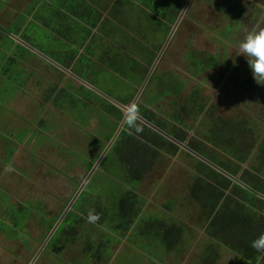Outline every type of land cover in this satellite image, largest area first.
<instances>
[{"label": "trees", "instance_id": "16d2710c", "mask_svg": "<svg viewBox=\"0 0 264 264\" xmlns=\"http://www.w3.org/2000/svg\"><path fill=\"white\" fill-rule=\"evenodd\" d=\"M42 1L46 4L45 11L50 13L49 16L44 17L36 9ZM186 1L31 0L28 9L19 15L18 20L21 23H16L15 29L11 31L45 57L95 86L122 106L130 107ZM217 8L225 14L224 16L230 18L221 36L227 33L230 37L240 32L244 15L236 17L234 13H243L241 1L221 0ZM126 10L133 16L127 17ZM23 14L27 17L23 18ZM141 20L152 29L150 38H142L138 28H133L135 22L140 23ZM32 22L47 30L49 36L57 42L51 41L52 44L48 46L40 44L38 36L29 33V25ZM110 23L119 27L120 32L109 31ZM127 35L133 38V43L144 49L148 56L137 57L125 42V38L129 39ZM11 40L12 47L2 56L0 72H7L8 79L15 83L16 89L27 91V95L31 93L32 81L42 89V101L38 105L35 119L38 122L36 126L32 123L33 130L41 131L43 136L49 131L60 130V135L55 136L58 139L47 134L46 143L53 144L57 140L62 142L66 150L64 154L69 158L68 169L71 170L74 165L80 164L89 173L124 119L126 110L69 76L43 55L36 54L13 37ZM184 57L187 61L186 79L169 71L152 72L140 99L133 107L134 114L128 115L119 135L93 173L122 179V182H119L121 185L107 183L102 189L101 185L97 184V177L92 176V181L85 184L49 240L47 248L52 249V258L59 255L61 258L58 257V260L65 264L64 259L69 254L76 255L68 258L70 264H103L113 254L115 243L126 240L133 247L148 245L149 249L153 248L157 253L153 255L156 257L151 264H163V258L158 251H179L183 231L188 227L178 225L176 204H179V201L176 202V199L180 197L169 198L154 221L151 220V214H146L144 203L148 200L139 190L144 176L163 164L166 157L184 155L191 160L189 169L193 176L188 196L181 198L186 204L181 206L189 208L188 200H193L199 218L203 221L205 234L234 251L240 259V264H264V252H258L251 247V242L264 233V199L258 196V193L264 194V159L262 165L257 159V165L252 166L249 164L252 158L249 150L232 142L234 137L245 136L247 133L242 135V132L247 127L249 129L251 123L243 120L226 124L219 119L214 124L215 128L213 125L208 138L190 136L188 132L193 126L189 120L202 124L203 115L208 111L212 112L211 102L209 99L202 100L199 95L204 77L197 81L188 95H183V91L189 80L217 68L222 63V58L217 54L194 49L187 50ZM33 59L44 61L56 75L41 72L33 67ZM101 70L126 81L127 84L122 86L124 89L120 93L114 90L104 91L101 86L103 80L98 75ZM37 75L43 76L46 83L36 79ZM55 76L57 79L54 80ZM206 77L216 76L210 74ZM9 80L0 78L1 83H9ZM239 80L245 82L244 86L248 84L249 90L252 88L258 92L262 88L252 83V77H232L234 85H238ZM67 85L69 89H65ZM163 99L166 101L163 102ZM140 100L142 102H139ZM61 102L68 104L64 106ZM82 104H86V109L81 113L78 109L79 115L70 110L72 107L79 108ZM166 105L168 110L163 108ZM68 116L73 120H69ZM138 117L151 122L234 176L240 172L242 165H246L239 179L247 186H242L182 149ZM62 119L68 120L66 124L70 127L63 126ZM84 125L91 127L83 131ZM136 126L142 131L137 133ZM252 129L253 127L250 130ZM235 133L238 135L233 137ZM69 136L71 140L66 142L64 137ZM76 136L78 140L74 141L73 137ZM221 138H224L223 143ZM7 140L9 138L0 130L1 147L5 146ZM212 147H216L229 158L222 157V154L216 153ZM263 154L264 138H261L258 158ZM123 174L126 176H122ZM81 184L78 182L76 185ZM70 199L71 197L66 204ZM35 200L40 202L37 206L39 210L35 208L27 211L25 204H17L14 201L12 203L20 205L16 212L22 216H18L20 220L26 223L30 214L37 212L41 216V226L47 237L65 207L58 215L48 216L47 206L43 201ZM89 212L99 216L95 223L87 221ZM144 213L146 216H143ZM21 226L24 227L25 223ZM0 230H4L2 226ZM57 241L58 243L54 244ZM130 259L133 260V257ZM209 264H214V260Z\"/></svg>", "mask_w": 264, "mask_h": 264}, {"label": "rangeland", "instance_id": "374dc122", "mask_svg": "<svg viewBox=\"0 0 264 264\" xmlns=\"http://www.w3.org/2000/svg\"><path fill=\"white\" fill-rule=\"evenodd\" d=\"M220 1L191 0L188 3L182 19L157 63L155 72L169 71L174 74H180L186 79L188 78V74L185 72L187 61L184 55L187 50L194 49L203 53L220 55L222 63L217 68L210 69L204 74L202 73L198 78L189 80L186 89L183 91V95H188L197 81L204 77L202 79L204 83L199 88V95L202 100L209 99L211 102L210 108L212 109V112L208 111L203 115L202 124L189 120L190 125L193 127L188 133L190 136L196 135L201 139H206L213 125L219 119L226 124L243 120L250 122V127H253L252 131L250 127L249 129L248 127L245 128L242 135L244 133L247 134L239 138L234 137L238 133L233 134L232 136L236 139L233 138L232 142L249 150L252 154L249 164L252 166L257 165L256 161L258 159L262 165L264 154L259 158L258 156L261 138H264V92L260 93L258 91L256 92L258 93L255 95L256 97L251 96L247 94L246 89H242L241 87L235 88L232 83V77L235 75L237 78L243 76L244 79L246 77H253L247 59L239 54L238 44L250 33L264 30V0H240L244 11L243 13L237 11L234 14L236 17L244 15L242 18L243 25L240 27V32L230 37L227 33L226 35H222L223 37L221 36V32H223L230 18L224 16L225 14L218 10L217 5ZM30 2L31 0H0V29L4 30H0V62L3 60L2 56L4 52L12 47L11 38L12 34L14 36L15 34L11 29H15L18 17L15 14L18 13V10L24 12L28 9ZM41 3L38 4L36 9L44 17L49 16L50 13L45 11L46 4L44 5L43 1ZM126 13L128 14L127 17L133 16L129 15L128 10H126ZM261 16H263V19L260 20ZM259 20L260 23L258 22ZM18 21L21 23L20 20ZM134 25L133 28H138L142 38H150L153 34L152 29H149L147 24L142 20L140 23L136 21ZM29 28H31L29 33L38 36L40 44L48 46L52 44L51 41L57 42L40 25L32 22ZM108 30L120 32L119 27L113 23H110ZM127 37L129 39L125 38V42L129 46L128 48L136 53L137 57L140 58V55L144 57L148 56L144 52V49L133 43V38L128 35ZM158 37L160 36L158 35ZM30 50L40 55L33 48H30ZM44 58L47 60L45 55ZM32 64L33 67L41 72H49L52 75H56L44 61L33 59ZM236 66L238 67L236 68ZM2 74L7 75L6 78L9 80L7 72L2 70L0 75ZM210 74H215L216 77H206ZM68 75L70 76L71 74ZM98 75L103 80L101 86L104 91L114 90L116 93H120L124 89L122 86L127 84L123 79L121 80L117 76L109 75L104 70L99 71ZM223 76L226 77L222 78ZM36 79L44 84L46 83V80H43L44 78L41 75H37ZM53 79H57V76ZM12 80H14V76H12ZM12 82L10 80L9 83L6 81L0 82V97L2 101H4V97H8L13 92ZM37 85V83L32 81L30 84L31 93L27 95V91L24 92L25 99L14 105L13 108L16 113H11L12 116L9 115L12 118L9 117V127L6 124H1L3 127H0V130L9 138L5 142L3 151L0 149V226L4 229L0 230V264H63L61 260H58V257H51V248L47 250L48 252H44L45 250L41 252L40 250L47 238L45 232L40 229L41 216L37 212L35 214L32 212L27 223L22 219L20 220L18 217L20 215L16 212L20 205L13 204L12 201L17 204L19 202L25 204L28 211L35 208L39 210L37 206L40 205V202H36L35 199H41L44 205L47 206L48 216L58 215L64 207L63 213L70 208L76 192L85 181L86 184L90 183L93 175V178L97 177V184L101 185L102 189H104L107 183L117 186L120 184L119 182H122V179L117 177H113L112 179L98 173L92 174L87 179L88 172L80 164L74 165L71 170L68 169L67 161L69 158L64 154L66 150L63 144H61L62 142L57 140L53 144L46 143L48 135H52L55 139H58L55 136H59L61 131L52 130L47 133L48 135L43 136L40 133L41 131L33 130L31 125L32 123L34 126L37 125L38 121H35L36 112L40 101H42V89L39 86L37 87ZM89 88L94 90L91 87ZM65 89H69V85ZM2 93H8V95L4 96ZM139 102L142 101L140 100ZM61 104L66 106L68 102H61ZM163 108L164 110H168L167 105ZM78 109L80 113L83 112L86 109V104H82L79 108H70L75 114H78ZM249 112H253V114ZM68 119L73 120L71 116H68ZM67 121H63V126L70 127V125L66 124ZM219 126L222 127V125ZM90 127L84 125L83 131L89 130ZM213 128H215V125ZM219 130L222 131L221 129ZM247 130H250V132H246ZM221 134H224V132H221ZM59 139L61 140V137ZM64 140L68 142L71 140V137H64ZM73 140L77 141L78 137H73ZM223 140L224 138H221L222 143ZM212 149L216 153L222 154L216 147H212ZM12 153H14L13 157ZM222 157H224V154ZM190 161L184 155L166 157L163 164L144 176V181L139 190L148 200L147 203H144L146 214H151V220L154 221L155 216L158 215L159 211L160 213L162 212L161 207L169 198L180 197L176 199V202L179 201V204H176V207H178L176 211L178 214L176 216L179 217L178 225H185L189 228L183 231V244L179 251L175 249L168 253H165L164 249H162V252L158 251L161 258H163V264H196V253L194 251L200 250L202 241L199 242V239L204 237L203 221L199 218L196 204L187 197L189 199V208L181 206L186 204L181 198L182 196H188L187 193L192 183L193 175L189 169ZM244 169H246V165H244ZM122 176L126 175L123 174ZM78 182L82 184L76 185ZM70 197V202L66 204ZM143 216H146L145 213ZM20 217L22 218V216ZM24 223L25 226H21ZM16 229L18 230L16 231ZM56 243L58 241L54 244ZM37 253L39 254L35 257ZM156 253L153 248L149 249L148 245H141L140 248L137 246L133 247L126 240H120L115 243L113 254L103 264H151L154 257H156L153 255ZM71 256L76 255L68 254L64 259L65 264H70L68 258ZM131 257H133L134 261L130 259ZM157 258H159L158 255ZM222 259V263L217 264H236L238 256L234 253L228 254L223 251Z\"/></svg>", "mask_w": 264, "mask_h": 264}, {"label": "water", "instance_id": "95a60500", "mask_svg": "<svg viewBox=\"0 0 264 264\" xmlns=\"http://www.w3.org/2000/svg\"><path fill=\"white\" fill-rule=\"evenodd\" d=\"M191 0H187L186 1V5L184 6V8L182 9V11L180 12L176 22L174 23L171 31L169 32L166 40L164 41L154 63L152 64L151 70L149 72V74L146 76L145 81L143 82V84L140 87V91L137 92V94L134 97V100L132 101L130 107H126V106H122L119 102H117L116 100H114L113 98H111L110 96H108L107 94L101 92L100 90L96 89L95 87H93L90 83L86 82L85 80H83L82 78L78 77L77 75L71 73L69 70H67L66 68L62 67L61 65L57 64L56 62L50 60L51 62H53L55 65H57L58 67H60L62 70H64L65 72H67L68 74H71L72 77H74L75 79L79 80L80 82H82L83 84L93 88L95 91H97L100 95H102L103 97L109 99L110 101L114 102L115 104H117L118 106H120L121 108H123L124 110H126V115L124 117V119L122 120V122L120 123L118 129L116 130L114 136L111 138L110 142L108 143V145L106 146V148L104 149L103 153L101 154L100 158L97 160V162L95 163V165L92 167V169L90 170V172L87 175V179L90 178V176L95 172V170L97 169L99 163L101 162V160L103 159V157L105 156L106 152L109 150V148L112 146V144L114 143L115 139L117 138V136L120 133V130L123 128V125L128 117V115H132L133 113V107L136 104V102L139 99V96L141 95L143 89L145 88L151 74L152 71H154L158 61L160 60L161 56L163 55L173 33L175 32L180 20L182 19L186 7L188 6V3ZM1 28V26H0ZM3 30V29H0ZM4 31V30H3ZM7 32V31H6ZM21 43H23L25 46L29 47V48H33L30 44H28L27 42L20 40ZM37 53L41 54L37 49L33 48ZM43 55V54H41ZM44 56V55H43ZM140 120H142L144 123H146L147 125H149L151 128H153L154 130H156L157 132L163 134L164 136H167L170 140H172L173 142L177 143L179 146H181L182 148L186 149L188 152H190L191 154H193L194 156H196L197 158H199L200 160L204 161L205 163H208L210 166H212L213 168H215L216 170H218L219 172L223 173L224 175L230 177L231 179H233L234 181L238 182L239 184H241L242 186L246 187L247 185L244 184L238 177L231 175L230 173H228L226 170L222 169L221 167L217 166L216 164L212 163L210 160L206 159L204 156H202L201 154L197 153L196 151H194L193 149L189 148L186 146L185 143H182L180 141H178L177 139L173 138L172 136L168 135L165 131L161 130L160 128H158L157 126H155L154 124H152L149 121H146L145 119H143L142 117H138ZM86 181L81 185V188H79V190L76 192L72 203L76 200V198L78 197V195L80 194V192L82 191L83 187L85 186ZM258 196L264 199V194L258 193ZM71 206V205H70ZM68 210H66L59 218L58 222L56 223V225L53 227V229L50 231L49 235L47 236L46 240H45V244H47V242L50 240V238L52 237L53 233L55 232V230L57 229L58 225L60 224V222L62 221L65 213Z\"/></svg>", "mask_w": 264, "mask_h": 264}, {"label": "crops", "instance_id": "0c3cea01", "mask_svg": "<svg viewBox=\"0 0 264 264\" xmlns=\"http://www.w3.org/2000/svg\"><path fill=\"white\" fill-rule=\"evenodd\" d=\"M21 14H22V10L21 11L18 10V13L15 14L16 17L18 16L17 20L19 19V15H21ZM23 15H24L23 18L27 17L25 14H23ZM263 16H264V14H263ZM263 16L260 17V20L263 19ZM17 20H16V23L19 24V21H17ZM260 20L258 21L259 23H260ZM12 37L18 41L22 40L18 36H16V34H15V36L12 34ZM0 78L4 79V78H6V76L3 77L2 75H0ZM252 81H253L252 83L254 85H257L258 87H262L261 89H259L260 93L262 91L264 92V89H263L264 85L257 84V82L254 81L253 77H252ZM244 83H245L244 81L239 80L238 85H234V87L235 88L236 87H241V88L243 87L244 89H246L249 92V94L251 96H255L256 94H258L252 88H251V90H249V85L247 84L246 86H244ZM11 85L13 86V92L10 93V95L8 97H4V101H0V123L4 122L8 127H9L8 121H9V117H10L9 115L12 116V114L16 113V111L13 108L14 105L17 104V102L25 99V93H24L25 91L16 89L14 82H12ZM14 87H15V89H14ZM7 95H8V93L5 94L4 96H7ZM255 97H254V99H256ZM249 113L253 114V112H249ZM0 127H3V125L1 126V124H0ZM0 146H1V144H0ZM0 149L3 151V147H1ZM188 228L189 227H187V229ZM203 235H204V237L199 239V242L202 241L200 250L194 251L196 253L195 254V257L197 260L196 264H209L210 262H212V260H214V264L222 263L223 259L221 260V256H222L223 251L227 252L228 254H231V253L236 254L234 251H231V250H229V248L225 247L221 242H219V241L213 239L212 237H209L208 235H206L205 232ZM182 239H181V241H183ZM180 246H182V245H180ZM236 264H240L239 257H238Z\"/></svg>", "mask_w": 264, "mask_h": 264}, {"label": "clouds", "instance_id": "9594fccd", "mask_svg": "<svg viewBox=\"0 0 264 264\" xmlns=\"http://www.w3.org/2000/svg\"><path fill=\"white\" fill-rule=\"evenodd\" d=\"M238 50L239 54L247 59L255 81L264 85V30L250 33L238 44ZM135 130L137 133L142 131L139 126H136ZM98 219L97 214L89 212L88 222L95 223ZM251 247L258 252H264V233H261L251 242Z\"/></svg>", "mask_w": 264, "mask_h": 264}, {"label": "flooded vegetation", "instance_id": "af4514ba", "mask_svg": "<svg viewBox=\"0 0 264 264\" xmlns=\"http://www.w3.org/2000/svg\"><path fill=\"white\" fill-rule=\"evenodd\" d=\"M166 40V39H165ZM160 51V50H159ZM158 53L159 52H157V54H156V56H155V59H156V57H157V55H158ZM155 59H154V61H155ZM154 61H153V63H154ZM159 62V61H158ZM152 63V64H153ZM157 66V65H156ZM151 67H152V65H151ZM151 67H150V69H151ZM156 68V67H155ZM149 69V70H150ZM155 70V69H154ZM148 75V74H147ZM144 81H145V79H144ZM143 81V82H144ZM148 83V82H147ZM143 84V83H142ZM147 85V84H146ZM141 87V86H140ZM146 87V86H145ZM144 90V89H143ZM104 151V150H103ZM103 153V152H102ZM107 153V152H106ZM224 154V157L225 158H229L228 156H226V154L225 153H222V155ZM206 159H208V158H206ZM209 160V159H208ZM211 161V160H210ZM212 162V161H211ZM213 163V162H212ZM206 164H208V163H206ZM215 164V163H214ZM95 165V164H94ZM209 165V164H208ZM217 165V164H216ZM99 166V165H98ZM218 166V165H217ZM212 167V166H211ZM220 167V166H219ZM223 169V168H222ZM244 171H245V169H244V165H242V167H241V170H240V172L236 175V177H238V178H240V175H242L243 173H244ZM229 173V172H228ZM223 174V173H222ZM231 174V173H230ZM232 175V174H231ZM234 176V175H233ZM228 177V176H227ZM230 178V177H229ZM233 180V179H232ZM181 209V208H180ZM56 225V224H55ZM54 225V226H55ZM42 227L43 226H40V229H41V231H44L43 229H42ZM48 243H49V241L47 242V244H45V241L43 242V245H42V247L40 248V250H41V252L42 251H44V252H48L47 250L49 249V248H47V245H48ZM50 252H52V251H50ZM39 253H37L36 255H35V257L38 255ZM57 255V254H56ZM58 257H60L61 258V256H59V255H57ZM34 257V258H35ZM30 264V263H29Z\"/></svg>", "mask_w": 264, "mask_h": 264}]
</instances>
